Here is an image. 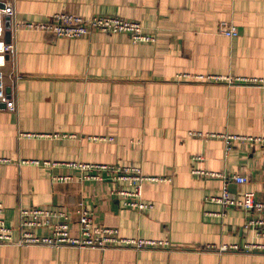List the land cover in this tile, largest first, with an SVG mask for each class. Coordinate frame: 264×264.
<instances>
[{
	"label": "crops",
	"instance_id": "crops-1",
	"mask_svg": "<svg viewBox=\"0 0 264 264\" xmlns=\"http://www.w3.org/2000/svg\"><path fill=\"white\" fill-rule=\"evenodd\" d=\"M0 1L11 3L19 22L108 15L137 22L156 38L135 44L126 34L6 35L15 45L4 71L15 109H0V203L15 239L19 211L36 207L66 212L71 235H79L76 209L83 204L97 225L122 238L171 245L134 251L0 244V264H264V253L220 251L259 241L245 228L244 210L210 202L221 196L223 181L194 173L246 177L231 191L264 202V145L233 141L227 151L224 139H264L262 88L194 78L264 79V0ZM222 22L239 35L220 34ZM199 133L207 137L192 135ZM72 162L134 167L171 181L144 183L143 198L154 208L139 213L123 208L107 176L85 180L67 166Z\"/></svg>",
	"mask_w": 264,
	"mask_h": 264
},
{
	"label": "built area",
	"instance_id": "built-area-1",
	"mask_svg": "<svg viewBox=\"0 0 264 264\" xmlns=\"http://www.w3.org/2000/svg\"><path fill=\"white\" fill-rule=\"evenodd\" d=\"M10 25L6 30L5 25ZM21 31L39 32L52 35L56 38L78 39L93 33L104 34H126L135 44L154 43L156 38L144 32L141 24L116 16L95 15L89 19H83L69 14H57L45 22H19L15 20L14 10L11 3L0 1V109L12 111L15 103L6 92L5 74L8 57L15 53V45L6 40L10 32L11 37ZM219 33L233 39L239 35L238 28L231 22H222L219 25ZM198 80L208 82L225 80L229 85H255L262 88L264 92V79L248 78H222L213 76L194 77ZM197 137H207L202 134H192ZM215 136V135H213ZM212 137V136H211ZM227 151L231 149L233 141H260L264 145V139H247L235 136H225ZM35 166L55 167L56 164L40 163L32 161ZM72 170L81 171L85 180H100L107 176L116 185L113 195L119 199L124 209L137 211L139 213L150 212L154 207L145 202L143 198V185L146 182H170L171 179L164 177H149L143 175L142 171L134 167H121L105 164L68 163ZM195 174L209 178H218L223 181V190L220 197L210 199V202L221 205L225 209L237 208L248 214L245 228L252 229L259 242L246 244L244 246H222L221 252H244L264 253V202H259L254 195L247 193L239 198L231 191L230 185L247 184L248 179L239 175H227L221 173H205L194 171ZM61 179V178H59ZM65 181L71 177L62 178ZM58 180V179H57ZM5 208L0 203V244L16 245L20 247L48 246L55 248L74 247L83 249H133L134 251L153 250L170 247V243L154 240L127 239L119 235L114 228L99 226L94 222L92 214L80 204L76 209L78 222L80 223L79 235L70 233V216L66 212L46 209L29 208L19 211L18 238L15 239L14 229L7 225L4 220ZM48 229L49 235L40 234V231ZM212 249L213 247H209ZM174 249V247H171Z\"/></svg>",
	"mask_w": 264,
	"mask_h": 264
},
{
	"label": "rangeland",
	"instance_id": "rangeland-1",
	"mask_svg": "<svg viewBox=\"0 0 264 264\" xmlns=\"http://www.w3.org/2000/svg\"><path fill=\"white\" fill-rule=\"evenodd\" d=\"M142 26V25H141ZM156 42V41H155ZM80 205V204H79ZM93 219H94V217H93ZM95 222V221H94Z\"/></svg>",
	"mask_w": 264,
	"mask_h": 264
},
{
	"label": "water",
	"instance_id": "water-1",
	"mask_svg": "<svg viewBox=\"0 0 264 264\" xmlns=\"http://www.w3.org/2000/svg\"><path fill=\"white\" fill-rule=\"evenodd\" d=\"M10 93V92H9Z\"/></svg>",
	"mask_w": 264,
	"mask_h": 264
}]
</instances>
